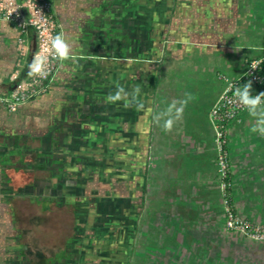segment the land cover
Masks as SVG:
<instances>
[{
	"label": "crops",
	"instance_id": "obj_1",
	"mask_svg": "<svg viewBox=\"0 0 264 264\" xmlns=\"http://www.w3.org/2000/svg\"><path fill=\"white\" fill-rule=\"evenodd\" d=\"M51 1L66 56L50 88L0 102V264H119L147 167L197 173L211 108L264 56V0ZM34 40L0 20V95ZM243 91L264 100V84ZM228 127L234 160L264 173V103Z\"/></svg>",
	"mask_w": 264,
	"mask_h": 264
},
{
	"label": "rangeland",
	"instance_id": "obj_2",
	"mask_svg": "<svg viewBox=\"0 0 264 264\" xmlns=\"http://www.w3.org/2000/svg\"><path fill=\"white\" fill-rule=\"evenodd\" d=\"M212 140L186 179L147 167L135 235L119 264H264V173L247 175L234 160L229 127L221 152L215 133Z\"/></svg>",
	"mask_w": 264,
	"mask_h": 264
},
{
	"label": "built area",
	"instance_id": "obj_3",
	"mask_svg": "<svg viewBox=\"0 0 264 264\" xmlns=\"http://www.w3.org/2000/svg\"><path fill=\"white\" fill-rule=\"evenodd\" d=\"M25 3L26 16L21 12L17 0H0V20L14 24L21 33H27L31 28L36 43L27 76L20 78L18 72L12 74L13 88L0 95V102L11 111L45 94L58 72L61 60L66 56L57 46L58 43L61 44L62 25L53 12L52 1L25 0ZM18 47L21 54L27 49L24 38L18 39ZM262 84L264 56L250 62L239 77L229 81L211 108L209 120L220 152L230 122L240 120L243 113L264 103L260 94H245L243 90Z\"/></svg>",
	"mask_w": 264,
	"mask_h": 264
},
{
	"label": "water",
	"instance_id": "obj_4",
	"mask_svg": "<svg viewBox=\"0 0 264 264\" xmlns=\"http://www.w3.org/2000/svg\"><path fill=\"white\" fill-rule=\"evenodd\" d=\"M35 47H36V43H35V40H34V42H33V47H32V54H33L34 51H35Z\"/></svg>",
	"mask_w": 264,
	"mask_h": 264
},
{
	"label": "clouds",
	"instance_id": "obj_5",
	"mask_svg": "<svg viewBox=\"0 0 264 264\" xmlns=\"http://www.w3.org/2000/svg\"><path fill=\"white\" fill-rule=\"evenodd\" d=\"M57 46L61 48L62 52L64 51V48H63V46L61 44L58 43Z\"/></svg>",
	"mask_w": 264,
	"mask_h": 264
},
{
	"label": "trees",
	"instance_id": "obj_6",
	"mask_svg": "<svg viewBox=\"0 0 264 264\" xmlns=\"http://www.w3.org/2000/svg\"><path fill=\"white\" fill-rule=\"evenodd\" d=\"M246 94V92H244Z\"/></svg>",
	"mask_w": 264,
	"mask_h": 264
}]
</instances>
